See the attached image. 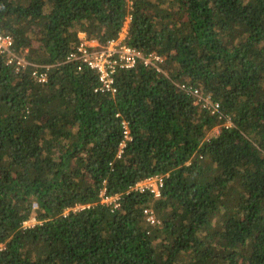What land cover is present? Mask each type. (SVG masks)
<instances>
[{
    "label": "trees",
    "instance_id": "16d2710c",
    "mask_svg": "<svg viewBox=\"0 0 264 264\" xmlns=\"http://www.w3.org/2000/svg\"><path fill=\"white\" fill-rule=\"evenodd\" d=\"M128 16L126 43L167 75L139 64L96 93L64 61ZM0 34L32 65L0 55V264H264V0H0ZM155 176L159 198L131 190Z\"/></svg>",
    "mask_w": 264,
    "mask_h": 264
},
{
    "label": "built area",
    "instance_id": "2783aa9c",
    "mask_svg": "<svg viewBox=\"0 0 264 264\" xmlns=\"http://www.w3.org/2000/svg\"><path fill=\"white\" fill-rule=\"evenodd\" d=\"M131 21V17L129 19ZM120 33L119 37L115 40L108 42L106 45H101L96 40H88L86 33H79V38L82 41L79 45L69 53L65 64H74L78 66V70L81 71L83 68H89L94 71L98 76V88L95 89L96 93L108 94L115 96L117 94L116 87V76L121 71H129L135 69L139 64L144 65L149 69L156 70L160 74H166L164 71L165 58L157 54H144L138 49L128 45L126 38L128 34V28L125 30V36ZM0 55L5 56L9 65H15L18 69H24L31 65L26 61V58L20 56L14 50V41L10 36H4L0 34ZM32 66V65H31ZM36 69L32 73V76L39 83H47L48 72L54 65L45 66H34ZM39 69H44L40 71ZM177 88L183 92L190 94L196 98V104H202V107L209 111L211 114H221L220 105L213 103L209 97H203L201 90L194 89L193 86L186 83L176 84ZM124 126V141L120 145V152L118 158H121L123 149L126 146V141H129L130 131L128 123L123 122ZM226 126L228 128L233 127L231 119L228 118ZM164 186V180L160 176L148 178L140 183L136 184L132 191L145 193L150 192L159 198L161 195L160 189ZM101 203L112 206L114 209L120 207L121 196H107L106 190L104 189L101 194ZM90 205L77 206L73 208V211L84 210L89 208ZM146 219L152 225L160 224L159 219L156 217L154 211L146 209L144 211ZM31 221V220H30ZM35 221V220H34ZM36 222V221H35ZM29 223L26 222L24 225Z\"/></svg>",
    "mask_w": 264,
    "mask_h": 264
},
{
    "label": "rangeland",
    "instance_id": "374dc122",
    "mask_svg": "<svg viewBox=\"0 0 264 264\" xmlns=\"http://www.w3.org/2000/svg\"><path fill=\"white\" fill-rule=\"evenodd\" d=\"M130 7V10H131V6H132V4H130L129 5ZM130 19V16H128V18H127V21L125 22V25H124V27H123V35L125 36V30L128 28V31H129V27H130V24H131V21L129 20ZM22 57H24V58H26L25 57V55H21ZM166 74L165 75H167V72H165ZM216 133H219V128H217V130H216ZM35 207H37V206H35ZM72 211H73V209H71ZM67 212H69V210L67 211ZM35 221H34V219H32L31 221H29V223H27L26 225L27 226H25V227H31V226H34L35 225ZM2 248V246H0V249Z\"/></svg>",
    "mask_w": 264,
    "mask_h": 264
}]
</instances>
